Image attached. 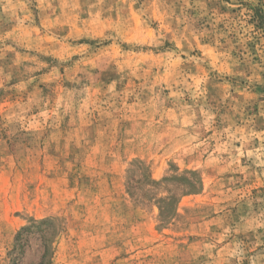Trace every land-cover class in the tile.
<instances>
[{
	"label": "rangeland",
	"instance_id": "1",
	"mask_svg": "<svg viewBox=\"0 0 264 264\" xmlns=\"http://www.w3.org/2000/svg\"><path fill=\"white\" fill-rule=\"evenodd\" d=\"M0 264H264V0H0Z\"/></svg>",
	"mask_w": 264,
	"mask_h": 264
},
{
	"label": "trees",
	"instance_id": "2",
	"mask_svg": "<svg viewBox=\"0 0 264 264\" xmlns=\"http://www.w3.org/2000/svg\"><path fill=\"white\" fill-rule=\"evenodd\" d=\"M187 174H189L190 177H178V180L182 183L181 185L183 187V195L186 194H192V193H198L200 189L202 188V179L198 176V173L196 171H188ZM155 183L161 184L162 182L153 181ZM49 220L43 221L42 223H47ZM28 228H23L22 231L18 234L16 238V244L19 242L22 234L24 231H26Z\"/></svg>",
	"mask_w": 264,
	"mask_h": 264
}]
</instances>
